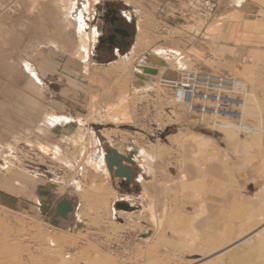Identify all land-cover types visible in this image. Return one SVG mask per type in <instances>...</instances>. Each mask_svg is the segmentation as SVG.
I'll return each instance as SVG.
<instances>
[{"label": "rangeland", "instance_id": "rangeland-1", "mask_svg": "<svg viewBox=\"0 0 264 264\" xmlns=\"http://www.w3.org/2000/svg\"><path fill=\"white\" fill-rule=\"evenodd\" d=\"M109 6L133 44L99 63ZM151 54L160 73L138 80ZM183 70L244 83V127L182 115L169 84ZM110 149L136 151L134 184L108 173ZM262 219L264 0H0V264H255L217 251Z\"/></svg>", "mask_w": 264, "mask_h": 264}, {"label": "built area", "instance_id": "built-area-1", "mask_svg": "<svg viewBox=\"0 0 264 264\" xmlns=\"http://www.w3.org/2000/svg\"><path fill=\"white\" fill-rule=\"evenodd\" d=\"M186 75L193 76L194 81L187 80V83H182L177 87L169 85L173 90L174 102L175 99H178L179 105L185 104L190 112L204 116L222 117L229 120L231 125L236 128L244 127L246 117L243 109L245 97L248 94L238 91L237 88V84L244 85V83L237 82L236 78L228 75L204 74L187 70L180 71L179 79L172 82L185 81Z\"/></svg>", "mask_w": 264, "mask_h": 264}, {"label": "bare ground", "instance_id": "bare-ground-1", "mask_svg": "<svg viewBox=\"0 0 264 264\" xmlns=\"http://www.w3.org/2000/svg\"><path fill=\"white\" fill-rule=\"evenodd\" d=\"M221 25V24H220ZM78 33H79V31H78ZM81 38V43L82 44H85V38H84V36L83 37H80ZM141 38H142V36H141ZM141 46V45H140ZM84 47V46H83ZM136 46L131 50V52H130V55L132 54V55H134L135 54V51H136ZM116 52V51H115ZM131 55V56H132ZM115 56L116 57H118V58H120V56L121 55H119L118 54V52H116L115 53ZM129 58V57H128ZM127 58V59H128ZM126 59V60H127ZM134 59V58H133ZM132 59V60H133ZM162 59H163V57L161 56V54H151L145 61H142L143 62V64H140V66L142 67V68H144V67H147V68H156V70H157V74H159L160 73V71H161V68H162V66L163 65H161V66H158V64L160 63V62H162ZM125 60V61H126ZM130 60V59H129ZM131 60V61H132ZM130 61V62H131ZM129 62V63H130ZM123 63L122 62V60H121V62H119V64H118V67H119V65H121V64ZM139 66V65H138ZM117 66L115 67V68H118ZM122 67V66H121ZM122 68H124V67H122ZM142 68H140V69H142ZM137 75H140V76H142L144 79H149L150 77V75H146V74H143V72H142V70L139 72V73H137ZM184 78H186L185 79V81H182L181 80V82H179V83H172V81L170 80V82L172 83V87L174 86V85H176V87L177 86H179V85H181L182 83H187V80L188 81H194V79H193V77L191 76H189V77H187V76H185ZM184 80V79H183ZM169 82V81H168ZM170 83V84H171ZM169 84V85H170ZM175 87V86H174ZM138 89V88H137ZM139 90V89H138ZM231 91V90H230ZM229 91V92H230ZM239 91H241V90H239ZM125 97V96H124ZM191 98V97H190ZM122 102H124V101H122ZM185 102V101H184ZM245 102H246V100H245ZM245 102H244V104H245ZM125 103V102H124ZM247 103V102H246ZM123 104V103H122ZM124 105V104H123ZM246 105V104H245ZM244 105V106H245ZM114 107V106H113ZM181 107H183V110L180 108V110H179V112L182 114V115H184L185 116V110L187 111V106L185 105V104H183ZM119 108V107H118ZM247 108V107H246ZM113 110V108L112 107H109V109L108 110ZM123 109V108H122ZM110 110V111H111ZM119 110H121V109H119ZM125 111V110H124ZM116 111L114 110L113 112H112V118H111V122H114V123H118V122H116V121H118L119 119L117 118V116H116V113H115ZM110 113V112H109ZM187 114H188V112H187ZM186 114V115H187ZM110 115V114H109ZM129 115V114H128ZM127 115V116H128ZM126 116V115H125ZM110 117V116H109ZM129 117H130V115H129ZM126 119H127V117H125ZM53 119V122L54 123H60V118L59 117H53L52 118ZM124 119V118H123ZM125 119V120H126ZM110 120V119H109ZM124 121V120H123ZM126 121H129L130 122V118L128 119V120H126ZM52 123V122H51ZM120 123V122H119ZM54 125V124H53ZM201 144H199L198 146H200ZM8 147H9V145H8ZM201 147V146H200ZM11 148V147H10ZM9 148V149H10ZM199 148V147H198ZM130 154V153H129ZM141 154V153H140ZM121 155V154H120ZM136 155V154H135ZM135 155L133 156V160H134V158H135ZM142 155V154H141ZM124 156V155H123ZM127 156H129V155H127ZM143 158H146V156H145V154L143 153ZM147 159V158H146ZM4 160H5V158H4ZM6 162V165H7V167H10V166H13V164L11 163V162H9V161H5ZM135 162V161H134ZM68 164V163H67ZM148 166V165H147ZM123 203H125V202H123ZM127 204V203H126ZM128 205V204H127ZM130 206V205H129ZM131 207V206H130ZM125 212V211H124ZM149 219H154V213L151 211V209H150V212H149ZM156 220V219H155ZM262 222L260 223L261 225H258V227H255V228H249V229H247V231H246V233H248L245 237H242V238H238L239 237V235H241V234H238V235H236L234 238V241L232 242V243H228V245L227 246H225L224 248H222L221 250H219V251H217L218 253V256H224V255H227L228 253L230 254V253H232L233 252V250L234 249H236L238 246H242V249H240L241 250V252L240 251H237V257L239 258V259H241V260H243V261H248V262H254L255 264H264V255H261V257H257V256H255L254 254H253V252L250 250V248H252V246H254L255 244H257V246H259V247H264V241L263 240H261V236H262V234H264V219H262L261 220ZM261 228H263L262 230H260ZM237 250V249H236ZM238 252H239V255H238ZM231 255V254H230ZM234 255V254H233ZM217 256V257H218ZM231 257H232V255H231ZM235 257V256H234Z\"/></svg>", "mask_w": 264, "mask_h": 264}, {"label": "flooded vegetation", "instance_id": "flooded-vegetation-1", "mask_svg": "<svg viewBox=\"0 0 264 264\" xmlns=\"http://www.w3.org/2000/svg\"><path fill=\"white\" fill-rule=\"evenodd\" d=\"M134 28V22L128 20L120 9L109 6L102 16L101 35L97 40L94 60L99 63L102 60H114L116 52L123 56L133 44ZM131 184L134 183L125 182L122 186Z\"/></svg>", "mask_w": 264, "mask_h": 264}, {"label": "water", "instance_id": "water-1", "mask_svg": "<svg viewBox=\"0 0 264 264\" xmlns=\"http://www.w3.org/2000/svg\"><path fill=\"white\" fill-rule=\"evenodd\" d=\"M128 53L126 51L124 55ZM162 62L158 64V66H161ZM143 74L150 75V76H156L157 75V70L156 68H147L144 67L142 68ZM135 77L138 80L143 81L144 78L140 75H135ZM136 154V151L130 152L129 156H123L120 155L116 150L110 149L107 151V155L105 156V164L106 168L108 170V173L110 175H114L116 178L122 180V184L126 183H135V177L132 174V167H134L136 164L133 160V156ZM116 208L118 210H122L125 212H133L136 210V208L130 207L126 203L119 202L116 205ZM73 211V204L69 201H61L59 202L56 207H55V217L62 219V220H67L68 216L72 213ZM53 226H57L58 221H53L51 223Z\"/></svg>", "mask_w": 264, "mask_h": 264}, {"label": "crops", "instance_id": "crops-1", "mask_svg": "<svg viewBox=\"0 0 264 264\" xmlns=\"http://www.w3.org/2000/svg\"><path fill=\"white\" fill-rule=\"evenodd\" d=\"M241 6H242V4H241ZM239 8H241V7H239ZM257 30L255 29V30H253V29H249V36H257L258 34H257V32H256ZM251 50H249V51H251L252 53H254V52H256V49L255 48H250ZM132 170H133V168H132ZM117 181H120V179L119 180H117ZM120 184H122L121 182H119Z\"/></svg>", "mask_w": 264, "mask_h": 264}]
</instances>
